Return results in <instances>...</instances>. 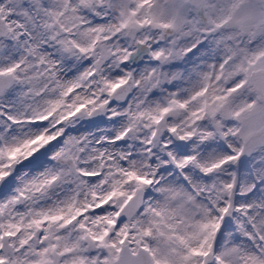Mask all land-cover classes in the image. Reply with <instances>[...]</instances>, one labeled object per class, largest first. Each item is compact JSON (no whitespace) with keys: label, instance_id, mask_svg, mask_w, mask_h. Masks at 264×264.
<instances>
[{"label":"snow or ice","instance_id":"obj_1","mask_svg":"<svg viewBox=\"0 0 264 264\" xmlns=\"http://www.w3.org/2000/svg\"><path fill=\"white\" fill-rule=\"evenodd\" d=\"M0 264H264V0H0Z\"/></svg>","mask_w":264,"mask_h":264}]
</instances>
